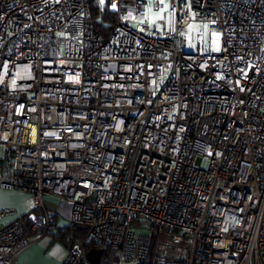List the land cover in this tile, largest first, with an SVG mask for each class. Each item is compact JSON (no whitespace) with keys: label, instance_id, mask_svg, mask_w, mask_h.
<instances>
[{"label":"built area","instance_id":"1","mask_svg":"<svg viewBox=\"0 0 264 264\" xmlns=\"http://www.w3.org/2000/svg\"><path fill=\"white\" fill-rule=\"evenodd\" d=\"M104 2L107 35L89 0H0V189L34 199L0 264L57 230L48 196L85 233L61 264H264V0Z\"/></svg>","mask_w":264,"mask_h":264},{"label":"crops","instance_id":"2","mask_svg":"<svg viewBox=\"0 0 264 264\" xmlns=\"http://www.w3.org/2000/svg\"><path fill=\"white\" fill-rule=\"evenodd\" d=\"M32 198L31 206L19 202L18 198ZM46 205L52 213L53 218L58 226L55 233L42 234L41 230L29 231L31 245L24 250L18 264H61L64 260L67 250L75 243L74 239H81L83 231L73 230L69 226V203L59 200L55 197L48 196ZM34 199L31 194L23 190L3 191L0 189V208H15L21 215H26L33 209ZM13 217H6L3 222L12 220ZM59 239L64 242L60 243Z\"/></svg>","mask_w":264,"mask_h":264},{"label":"rangeland","instance_id":"3","mask_svg":"<svg viewBox=\"0 0 264 264\" xmlns=\"http://www.w3.org/2000/svg\"><path fill=\"white\" fill-rule=\"evenodd\" d=\"M154 20H159L155 17L154 15ZM114 23V22H113ZM112 22L110 21H104V24L106 25H111L113 24ZM166 23L165 20H162V23L159 24V26H162ZM206 23H200V22H197L194 24L193 26V36H192V43H193V47L192 49L195 50L196 47L200 44H203L204 47H212L213 49L215 47H219L220 50L222 48V44H223V39H222V35L220 33V36H219V39L217 40V38L213 35V33L215 31H211L209 29V27L207 29L204 28V25ZM208 25V24H207ZM216 33H219V32H216ZM103 34L107 35L108 34V31H104ZM219 50V51H220ZM2 156V148L0 147V157ZM19 202L17 203H25L26 206H31L32 204V198L29 197V198H26L24 199V197L21 199V198H18ZM26 216V215H24ZM71 234L73 235V228H71ZM55 233V232H54ZM52 234V233H50ZM158 241L157 242H162V243H166V244H169V240L168 238L166 237H158L157 239ZM60 243H63L64 241L62 239H59ZM80 239L79 238H76L74 239V242H79ZM126 264H129V263H126Z\"/></svg>","mask_w":264,"mask_h":264},{"label":"trees","instance_id":"4","mask_svg":"<svg viewBox=\"0 0 264 264\" xmlns=\"http://www.w3.org/2000/svg\"><path fill=\"white\" fill-rule=\"evenodd\" d=\"M89 2L91 5L92 14H93L94 20L96 22L97 28L102 32L108 31L113 24L105 25L104 21L108 20V21L113 23L114 22V15L108 11V9L105 5V2L103 5L99 2V0H89ZM77 231H79V230H77ZM81 236L84 237L85 233L83 232V234Z\"/></svg>","mask_w":264,"mask_h":264},{"label":"snow or ice","instance_id":"5","mask_svg":"<svg viewBox=\"0 0 264 264\" xmlns=\"http://www.w3.org/2000/svg\"><path fill=\"white\" fill-rule=\"evenodd\" d=\"M99 2L103 5L104 4V0H99ZM153 7H155L157 9V12L155 13V17L157 19H164V16L162 15V13L166 12L171 5L169 3L166 2V0H148V12L152 13V9ZM112 8L115 9L116 8V4H112ZM173 17H174V12L169 14V23L173 22ZM212 23H215V21H213ZM192 26L189 25V28H191ZM204 28L207 29L208 25L205 24ZM213 35L217 38V40L219 39L220 33H216L214 32ZM214 51H219L220 48L219 47H215L213 49ZM246 75V73H245ZM13 85H15V82L13 81Z\"/></svg>","mask_w":264,"mask_h":264},{"label":"water","instance_id":"6","mask_svg":"<svg viewBox=\"0 0 264 264\" xmlns=\"http://www.w3.org/2000/svg\"><path fill=\"white\" fill-rule=\"evenodd\" d=\"M102 253V250L101 249H91L89 252H88V258L90 260H92L93 262H98L99 261V257Z\"/></svg>","mask_w":264,"mask_h":264}]
</instances>
